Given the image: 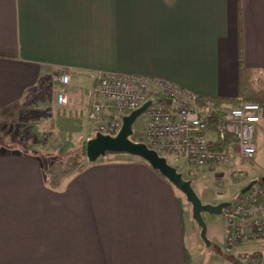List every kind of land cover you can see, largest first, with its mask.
<instances>
[{
    "label": "crops",
    "instance_id": "0c3cea01",
    "mask_svg": "<svg viewBox=\"0 0 264 264\" xmlns=\"http://www.w3.org/2000/svg\"><path fill=\"white\" fill-rule=\"evenodd\" d=\"M240 65L264 72V0H0V126L8 137L7 121H24L25 141L0 142V264H244L252 254L264 264V241L224 261L188 244L181 195L141 159L105 156L54 182L40 150L39 121L63 150L95 136L88 112L100 73L163 78L230 101ZM65 74L67 103L58 106ZM232 163L217 180L239 188L203 204H229L261 182L264 146L262 158Z\"/></svg>",
    "mask_w": 264,
    "mask_h": 264
},
{
    "label": "built area",
    "instance_id": "2783aa9c",
    "mask_svg": "<svg viewBox=\"0 0 264 264\" xmlns=\"http://www.w3.org/2000/svg\"><path fill=\"white\" fill-rule=\"evenodd\" d=\"M69 81L68 74L59 77L61 88L55 96L58 106L67 103L65 88ZM158 100L170 105L155 102ZM147 101L151 102L144 114L148 148L175 162L183 159L193 175L229 165L233 159L244 163L254 158L255 135L264 128V113L258 104L242 103L220 113L191 90L163 78L124 72L98 74L88 120L94 124L96 133L114 137L121 128L122 117ZM213 118L216 122L210 133L207 129ZM208 134L214 135L215 141L211 142ZM224 136L233 137L235 142L228 150H213L211 146ZM235 176L241 177V171L237 170ZM222 217L226 226L225 254H232L241 245L264 241V182H256L248 192L239 194L223 209ZM243 263L258 264V259L249 255Z\"/></svg>",
    "mask_w": 264,
    "mask_h": 264
},
{
    "label": "rangeland",
    "instance_id": "374dc122",
    "mask_svg": "<svg viewBox=\"0 0 264 264\" xmlns=\"http://www.w3.org/2000/svg\"><path fill=\"white\" fill-rule=\"evenodd\" d=\"M255 79H258L257 81L262 80L264 82V73H255L253 75ZM255 90H259L261 88L260 83H255L254 86ZM264 90V89H263ZM157 102V101H155ZM10 122L11 125L9 127V133L8 137H5L3 132L5 131V126L1 124L0 126V142L1 143H7V141H10V138L13 139V142L22 143L23 137L19 139L18 134L21 125L24 124L22 121L18 122V127L15 128V121H7ZM42 123V125L39 126V130L43 133V136L40 139V142L42 143V149H40L42 154L48 153V156H50V159L53 160V167H48L47 172L49 177H51V181H56L57 179L64 180L66 178H69L75 174H77L82 167H84V163L86 159L82 155V147L79 148V146H75V144L71 143L69 145V148L63 150L59 146V142L56 138L52 139L51 137L45 135V128H46V121H39ZM45 123V125H43ZM146 117L145 115H142L139 117L136 122L133 124L132 131L133 134L130 137V140L134 143L141 142L142 144L148 146V141L145 137V130H146ZM40 124V123H39ZM264 124V123H263ZM264 127V125H263ZM264 129V128H263ZM261 129V134L264 135V130ZM8 130V129H7ZM8 132V131H7ZM16 134V135H15ZM255 135L258 140L256 141V147H257V156L258 158L263 157V146H264V136L263 135ZM3 136V137H2ZM212 138L213 135H212ZM20 141V142H19ZM20 143V144H21ZM25 141L22 143L24 144ZM40 145V144H39ZM40 147V146H39ZM113 154L106 155L105 159H109L108 157H111ZM167 163L176 168V170L182 174L183 178L186 181L191 182V186L197 195V197L202 201V197L204 196H212L215 197L217 194L220 195L222 198L225 195H230L233 190L239 188V186L235 184H229L223 183L220 184L217 180L218 175H225L227 177L228 175V169L233 165L231 162L228 166L225 165V167L221 166L216 168L214 172L211 173H201L199 175H193L190 169L186 166V163L183 159H179L177 162L173 158H170L168 156H165ZM130 159V158H127ZM176 190V189H175ZM177 191V190H176ZM178 194L181 195L182 199V205L183 209L186 210V213L188 214V222H184V232H185V240L189 244L190 240H196V242L201 244V247H203V254H211L213 256H216L219 258V261L228 260V256L224 252V236H225V221L222 215L220 216H210L208 214H203L202 219L206 227V240L209 243V246H207L200 237V229L197 226V224L192 219L191 214V206L186 202L185 197L177 191ZM217 193V194H216ZM217 195V196H218ZM218 196V198H220ZM192 227V228H191ZM250 247H244L243 249L248 250ZM235 251V250H234ZM234 253V252H233ZM230 254L231 255H233ZM253 255V254H252Z\"/></svg>",
    "mask_w": 264,
    "mask_h": 264
},
{
    "label": "water",
    "instance_id": "95a60500",
    "mask_svg": "<svg viewBox=\"0 0 264 264\" xmlns=\"http://www.w3.org/2000/svg\"><path fill=\"white\" fill-rule=\"evenodd\" d=\"M151 102L147 101L139 109L123 116L121 119V128L116 136H103L96 133L95 136L86 142L85 158L87 163H95L98 159L105 157L108 154L113 155H128L136 157L148 164V166L160 174L167 182H169L174 189L181 193L186 202L191 206L192 219L200 229V237L202 241L209 246L206 240V227L202 219L203 214L210 216H220L222 211L229 204L221 203L216 206L205 205L195 194L190 181H186L182 174L176 168L170 166L167 160L160 157L155 151L149 149L142 143H134L130 140L133 134L132 127L136 120L145 114L150 107ZM264 182V179H261ZM250 182L240 194L248 192L254 185Z\"/></svg>",
    "mask_w": 264,
    "mask_h": 264
},
{
    "label": "trees",
    "instance_id": "16d2710c",
    "mask_svg": "<svg viewBox=\"0 0 264 264\" xmlns=\"http://www.w3.org/2000/svg\"><path fill=\"white\" fill-rule=\"evenodd\" d=\"M258 73V72H257ZM261 73V72H260ZM264 73V72H263ZM255 71H251L244 66H239V83H238V96L234 100L220 101L218 99H202L205 102L211 103L217 111L224 113L223 109L227 107H236L242 103H256L260 106L262 113H264V82L262 80L257 81L253 75ZM260 83L261 88L255 90V83ZM216 119L213 118L210 122V127L207 129L208 132L213 133ZM235 142V139L231 136H224L222 139H218L211 147L213 150L223 151L228 150V147ZM85 145L82 146V155L85 158ZM86 159V158H85ZM144 162V161H143ZM147 164V163H146ZM148 165V164H147ZM156 172V171H155ZM160 175L158 172H156Z\"/></svg>",
    "mask_w": 264,
    "mask_h": 264
}]
</instances>
